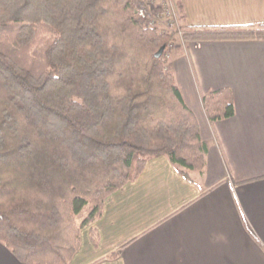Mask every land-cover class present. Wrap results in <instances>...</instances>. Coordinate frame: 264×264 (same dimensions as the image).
<instances>
[{
    "label": "trees",
    "instance_id": "obj_1",
    "mask_svg": "<svg viewBox=\"0 0 264 264\" xmlns=\"http://www.w3.org/2000/svg\"><path fill=\"white\" fill-rule=\"evenodd\" d=\"M183 40L264 42V24L184 26ZM171 41L131 0H0V243L18 260L67 264L150 159L204 171L206 144L165 60ZM201 102L210 123L235 114L228 90Z\"/></svg>",
    "mask_w": 264,
    "mask_h": 264
},
{
    "label": "crops",
    "instance_id": "obj_2",
    "mask_svg": "<svg viewBox=\"0 0 264 264\" xmlns=\"http://www.w3.org/2000/svg\"><path fill=\"white\" fill-rule=\"evenodd\" d=\"M172 2L183 27L264 24V0ZM169 64L207 147L204 171L150 159L81 230L67 264H264V42L175 43ZM220 90L235 114L210 123L201 99ZM0 264L38 263L0 243Z\"/></svg>",
    "mask_w": 264,
    "mask_h": 264
},
{
    "label": "built area",
    "instance_id": "obj_3",
    "mask_svg": "<svg viewBox=\"0 0 264 264\" xmlns=\"http://www.w3.org/2000/svg\"><path fill=\"white\" fill-rule=\"evenodd\" d=\"M134 12L138 22L145 28L156 29L159 33L174 38H181L183 30L176 15V9L172 0H133ZM173 43L167 45L172 48ZM169 59L168 52L165 53V60Z\"/></svg>",
    "mask_w": 264,
    "mask_h": 264
},
{
    "label": "rangeland",
    "instance_id": "obj_4",
    "mask_svg": "<svg viewBox=\"0 0 264 264\" xmlns=\"http://www.w3.org/2000/svg\"><path fill=\"white\" fill-rule=\"evenodd\" d=\"M131 4H132V8H133V10H134V1L133 0H131ZM175 7V6H174ZM176 9V8H175ZM176 15H177V17H178V19H179V22H180V26H181V28H182V30H183V26H182V23H181V20H180V17H179V14L177 13V11H176ZM158 32H160V31H158ZM172 38V37H171ZM172 43H173V45H175V43H182V42H185V43H189V42H186V41H184L183 40V36L180 38H172V41H171ZM170 42V43H171ZM193 43H198V42H193ZM172 45V46H173ZM170 53H171V51H170ZM170 53L168 52V54H169V58H170ZM169 60V59H168ZM88 214V208H85L84 209V211L81 213V215H79V217H78V222L79 221H81L86 215Z\"/></svg>",
    "mask_w": 264,
    "mask_h": 264
},
{
    "label": "water",
    "instance_id": "obj_5",
    "mask_svg": "<svg viewBox=\"0 0 264 264\" xmlns=\"http://www.w3.org/2000/svg\"><path fill=\"white\" fill-rule=\"evenodd\" d=\"M163 51H164V46H162V47L157 51V53L154 55V57H155L156 59L160 58L161 55H162V53H163Z\"/></svg>",
    "mask_w": 264,
    "mask_h": 264
}]
</instances>
